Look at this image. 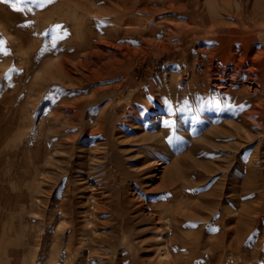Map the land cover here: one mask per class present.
<instances>
[{"label": "rangeland", "instance_id": "obj_1", "mask_svg": "<svg viewBox=\"0 0 264 264\" xmlns=\"http://www.w3.org/2000/svg\"><path fill=\"white\" fill-rule=\"evenodd\" d=\"M188 1L0 0V264H164L159 238L173 240L175 264H264V57L259 56L264 30L248 20L245 29L228 18L225 30H211L199 14L177 9L186 2L192 10ZM230 2L250 7L253 0ZM199 3L206 16L223 5L221 0ZM185 98L193 114L173 111ZM83 103L96 107L89 111L94 115L89 117L91 124L97 114L106 122L114 116L118 122L152 123L144 130L148 133L176 123L181 145L172 155L180 158L184 171L181 185L191 183L195 197L189 200L186 216L173 218V235L166 219L149 220V209H143L142 221L124 217L117 189L121 179L132 182L126 167L132 164L131 150L138 142L137 133L127 131L116 142L117 180L108 196L113 216L100 218L109 220L102 233L92 232L104 241L81 249L75 235L72 252L66 255L68 223L80 226L82 197L90 196L93 184L82 180L85 170L76 166L81 155L78 111ZM154 104L172 112L152 111ZM102 142L98 137L87 139V168L97 158L95 148L105 150ZM161 175L144 185L154 189ZM171 197L153 201L168 207L180 200ZM140 199L135 206L143 203ZM61 200L68 212L74 208V216L61 218L56 208L53 228L40 226L41 232H51L50 237L37 246L35 227L48 210L46 202ZM210 210L216 216L209 224L214 228L207 230L201 218ZM218 234L221 242L232 244L211 248L191 243L200 237L210 241ZM55 241L61 243L57 248Z\"/></svg>", "mask_w": 264, "mask_h": 264}, {"label": "bare ground", "instance_id": "obj_2", "mask_svg": "<svg viewBox=\"0 0 264 264\" xmlns=\"http://www.w3.org/2000/svg\"><path fill=\"white\" fill-rule=\"evenodd\" d=\"M180 2H181V0H180ZM188 2H189V4H191V6H193L192 10H188V7H190V6H187L186 2H184L185 4H183L180 8H177V9H182L184 11L185 10L190 11V13L191 14L194 13V15H195V13L199 14L201 16V20L200 21L204 22V23L205 22L209 23L210 27H211V30H225L224 27H225V25H227V22H226L227 20H224L225 18H228L229 20H234L237 26H241V27L243 26L245 29H248V27L244 26L245 23H246V20H248L252 24H254L257 27H259L262 30H264V0H253L252 5L250 7H249L248 4L233 6V5L230 4L231 3L230 0H221V2L223 4L222 5V9L216 11L215 14L210 13L209 15H207V16H209L212 19H208L206 14L203 11L199 10V8H200L199 7V4H200L199 0H189ZM188 16H189V14H188ZM200 21H198V22H200ZM262 55L264 57V48L259 50V56H262ZM209 65H211V64H209ZM233 71H235V70H233ZM242 71H243V69L241 70V72ZM241 72H240V74H242ZM210 77H211V75H210ZM218 79H219V77H218ZM237 80H239L238 77H237ZM208 83H209V81H208ZM206 85H208V84L206 83ZM205 88H206V86H205ZM230 88H231V86H230ZM183 89L185 91V88H183ZM183 89H181V90H183ZM222 90H220V91H222ZM204 91L205 90H203V92ZM236 91L237 90H235V92ZM208 92L206 91V94ZM178 94H179V92H178ZM213 96H216V95H213ZM156 98H158V97H156ZM162 99H164V98H162ZM205 99H207V98L205 97ZM155 100H157V99H155ZM194 100H196V99H194ZM207 101H208V99H207ZM192 102H194V101H192ZM159 103H161V102H159ZM187 103H188V100L185 98L178 106H175V109L173 111H175V112L183 111L185 114L190 112L191 114H193L194 113L193 107L191 105L186 107ZM161 105L162 104H160V105L159 104L158 105L154 104V105L150 106L149 108H151L152 111L163 110L166 113L172 112V111H168V109L166 107L161 106ZM194 105H195V103H194ZM95 108L96 107L93 106V104L83 103L80 106L79 111H78V117H79V120H80V124H79V127H78L79 128V132L76 135L78 136L77 137L78 138V142L80 143V147L79 148H81V151H80L81 153H79V154H81V155H79V157H78L79 161L77 160L78 162H77L76 166L80 167V169H84L85 170V173L83 174V175H85V177L82 178V180H85L86 184L89 183V180H91V181H93V184H92V186H91V184L89 185V187L91 188L90 196H87V197L83 196L82 197V201L84 203L81 206L82 211L79 212L80 215H81L80 226H76V224L74 222H72V221L68 223L70 225V228H71V234L68 236L67 243H66V240H65V244L66 245L64 244L67 247L66 248V252H65L66 255H69L72 252V246L71 245H72L73 236H75V235L76 236L78 235V237H79L78 238V240H79L78 242H79V245H80L81 249H90V247H92V245L95 246V245H97L99 243H102L104 241L103 236L101 234L95 235L92 232L100 230L101 233H102L103 226L108 225L109 224V220L101 221L100 218H102L105 214H107L109 216H113L114 212H113V209L111 207L112 206L111 205L112 201H109L108 196H111L112 188H113L112 184H113V182H115L117 180V175L113 171V168L117 167V165L119 164V158H120V155L118 154V152L116 150V145L119 143L118 141H120V139L123 136H125V133L127 131H131V132L137 133L136 139H137L138 142H137V144H134L135 146H137V149H132L131 150L130 158L132 159L131 160L132 164H130V165H128L126 167V169L132 174V182L129 183V182H126L124 179H121L119 187L117 189V194H118V200L117 201L120 200L123 203V213H124V217H125L126 220H128L130 218H135V219L139 218V221H142V214H144L143 209L146 208V209H149L151 211L150 214H148L149 220L153 221V219L156 218V217L158 218V221H160V219L161 220L162 219H166L167 223H165V226H166L168 232L173 235L175 233V231H176V227H175V223L173 222V218L175 217L174 219H177V218H180L182 216H186V214H187L186 212H188V211H186V209L191 206V203H190L189 200H192V198L195 197V195L193 196L194 193H193V190L191 188V183L188 184V183L185 182L183 185H181L183 183L182 178H184V171L179 166L180 158H178L174 154L172 155V153L175 151V149L178 146L181 145L180 141L177 138V133H176L177 125H176V123L175 124L172 123L171 124V128L161 127L159 130L157 129L158 132H152V133L149 132L148 133V132H145L144 130H148L149 128L154 126L152 123L151 124L149 123V125H147V123H145L144 121H137V120L136 121H134V120H132V121L131 120L130 121H128V120L124 121L125 119H123L120 122H118V120H116L117 118H115L114 116L112 118H110V120H108V122H106V118L104 117L103 114H100V115L97 114V118H95V121H94L96 123L95 124L92 123V124H94L96 126V128L92 129L93 125L89 121V117H93L94 115L91 112L89 113V111H92ZM205 109H207V108H205ZM236 112L237 111H235V113ZM237 115H239V114H237ZM174 118H175V116H174ZM124 122H126V123H124ZM156 123H157V121H156ZM225 126H227V125H225ZM178 130H179V128H178ZM88 131H89V133H88ZM43 136H45V135H43ZM93 137H98L100 140H103L101 145L105 148V150L103 151L100 148H95L96 150L94 151V153H95V156L97 158L91 159V162L89 163V167L87 168V165H86V160L87 159H85V152H86V148L85 147L87 146L86 141H87V139H92ZM194 141H197V140H194ZM116 142H118V143H116ZM198 142H199V140H198ZM114 144H115V148H114ZM69 145H71V144H69ZM87 148H88V146H87ZM87 152H88V150H87ZM34 154H36V153H34ZM171 156H173L172 162H171L169 167H166L165 164L168 161H170V158H172ZM205 158H207V157H205ZM72 164H74V163H72ZM160 166H162V169H160V171H159L158 167H160ZM151 170L157 171L156 174L152 175V176H147L148 172L151 171ZM69 171H70V169L67 170V172L65 174L66 176H68ZM82 173H83V171H82ZM159 173L162 174L161 177L159 178L161 182L159 183V185L157 187H155L152 190H149L147 187H149L150 185H148V184L144 185V183L147 182V181L152 182V180H154L153 177H156ZM13 175H15V174H13ZM213 175H211V176H213ZM193 178H194V175H193ZM193 178H191V180ZM201 179H203V178L201 177ZM188 181H189V179H188ZM197 182H199L198 178H197ZM208 184H211V182L208 183ZM25 185H27V184H25ZM222 185H224V183ZM200 188H201V186H200ZM10 191H11V189H10ZM107 191H110V193L106 194ZM67 193H69V192H67ZM50 194H52V193H50ZM143 195H146L145 197L149 196L150 199L149 198H145V197L140 199V197L143 196ZM33 196H34V194H33ZM158 196L161 197V198L162 197L165 198L166 196H168V197L172 196L171 198H176L177 196L178 197L180 196V200H179V202L176 205L175 204L174 205L171 204L168 207H164V206H162V204H160V205L159 204L157 205V203H156V205L154 204L153 200L157 199ZM121 197H122V200H121ZM203 197H204L203 201H205L206 200L205 198H207V197L206 196H203ZM34 198H36V197H34ZM64 198H66V197H64ZM86 198H87L88 201L90 199L91 202L87 203L86 202L87 201ZM197 198H198V195H197ZM139 199L141 201H143V203H141L138 206H135L136 202L139 201ZM222 199H224V198H222ZM36 200H37V198H36ZM84 200H86V201H84ZM46 201H47V199H46ZM210 201H211V199H210ZM36 202L38 204V201H36ZM208 202H209V199H208ZM65 205H66V203L64 201H62V200L59 201V202H56V201L55 202H53V201L46 202V206L47 207H46L45 210H47V209L48 210L46 211V213L43 216V218L40 219L37 222V228L35 227V229H37L36 230V232H37L36 233V242L34 244L39 246V245H41V243L43 244V243L47 242V237L51 233V232L48 233L47 231L50 230V228H51V226L53 224H55L54 223V221L56 220L55 217H57V216H55L56 208H59V212H60V217L61 218H63V217L66 218V217H68V215H70L71 217L74 216V214H75L74 213V208H72L71 212H68V210H66ZM72 205H73V203H72ZM36 206L37 205H35L34 207H36ZM121 206H122V204H121ZM174 206H175V208H174ZM29 212H31V211L29 210ZM135 212H136V214L134 216H132L131 214L135 213ZM34 213L37 214L38 212H34ZM40 213H42V212H40ZM215 216L216 215H214V210L206 211V212H204V215H202L201 222H203V223L205 222L204 224H206L205 228L207 230L214 228L212 226L209 227V224L212 223V220H213V218H215ZM32 218H34V217H32ZM37 218H35V219H37ZM20 220H21V218H20ZM192 221H194V220H192ZM190 222H191V220H190ZM40 223H42V224H40ZM155 223H154V225H155ZM191 223L193 224V222H191ZM203 223H202V225H203ZM158 224L160 225V223H158ZM35 225H36V223H35ZM40 226L42 227V229H46L47 231L46 230L43 231L44 233L41 232L42 230H41ZM44 226H47V227L43 228ZM53 226H52V228H53ZM214 226H216V225L214 224ZM120 227L123 228L122 225H120ZM195 227H197V226H195ZM68 228H69V226H68ZM59 229H60V226H59ZM214 230H216V229H214ZM218 232H219V229H218ZM165 233H167V232H165ZM170 234H169V236H170ZM58 237H59V235L56 234L55 238H58ZM171 237L172 236H170V239H174V237L173 238H171ZM60 239H62V236H61ZM159 239H160L159 242H161L160 246H161V250H162V254H161L162 255V262L164 264H173L176 261V259H175L176 257L174 256V254L172 252V249H171L173 240L169 241V239L167 240V239H164V238H159ZM193 239H195V238H193ZM189 240H191V239H189ZM208 240H204V239H202L200 237V238H197L196 240H193V241L191 240V243L201 244V245H205L207 243L211 248H219V247H222V246H225V245H231L232 244L231 243L232 241L224 242L225 239H223V241L221 242L220 234L216 235L214 238H210V241H208ZM48 241H49V239H48ZM227 243H229V244H227ZM60 244H61L60 242L55 241V243L53 244V247L57 248V247L60 246ZM64 245H63V247H65ZM37 246H35V247H37ZM43 246L44 245H42L41 247L43 248ZM35 249H37V248H35ZM40 250H42V249H40ZM178 250H179V248H178ZM223 251H224V249H223ZM176 252H178V251H176ZM39 254H38V257H39ZM80 255H82V254H80ZM205 257H206V255H205ZM220 258H222V256ZM53 260H55V258L52 259V261ZM183 264H185V263H183ZM231 264H233V263L231 262Z\"/></svg>", "mask_w": 264, "mask_h": 264}, {"label": "snow or ice", "instance_id": "obj_3", "mask_svg": "<svg viewBox=\"0 0 264 264\" xmlns=\"http://www.w3.org/2000/svg\"><path fill=\"white\" fill-rule=\"evenodd\" d=\"M14 10H18V9H14Z\"/></svg>", "mask_w": 264, "mask_h": 264}]
</instances>
